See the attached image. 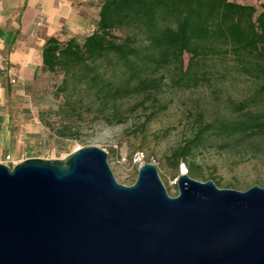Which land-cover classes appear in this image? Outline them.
I'll return each mask as SVG.
<instances>
[{
	"label": "water",
	"instance_id": "1",
	"mask_svg": "<svg viewBox=\"0 0 264 264\" xmlns=\"http://www.w3.org/2000/svg\"><path fill=\"white\" fill-rule=\"evenodd\" d=\"M157 166L119 182L97 145L0 162V264H264V187L221 188Z\"/></svg>",
	"mask_w": 264,
	"mask_h": 264
},
{
	"label": "trees",
	"instance_id": "2",
	"mask_svg": "<svg viewBox=\"0 0 264 264\" xmlns=\"http://www.w3.org/2000/svg\"><path fill=\"white\" fill-rule=\"evenodd\" d=\"M165 69L187 88L251 83L238 97L230 88L226 112L169 157L177 173L185 163L187 174L203 176L195 151L211 135L264 150V2L100 0L93 30L46 39L33 81L40 71L61 72L60 93L78 112L85 95L103 105L139 95L144 101L161 87Z\"/></svg>",
	"mask_w": 264,
	"mask_h": 264
},
{
	"label": "rangeland",
	"instance_id": "3",
	"mask_svg": "<svg viewBox=\"0 0 264 264\" xmlns=\"http://www.w3.org/2000/svg\"><path fill=\"white\" fill-rule=\"evenodd\" d=\"M160 73L166 79L144 101L139 95L103 105L85 95L78 112L67 106L66 94L60 93L61 72L40 71L36 81L13 84V96L6 103L13 143L11 150L0 149V162L7 154L16 163L29 158L59 159L83 146L97 145L108 151L119 182L131 185L136 181L140 163L135 162V156L140 153L145 163L156 160L169 194L178 195L180 169L177 173L169 157L193 139L201 124L226 112L231 87L220 83L187 88L174 84L167 69ZM237 84L230 89L236 97L251 83L239 80ZM195 152L203 176L191 177L200 181L213 178L221 188L264 187L263 148L211 135L198 144Z\"/></svg>",
	"mask_w": 264,
	"mask_h": 264
},
{
	"label": "crops",
	"instance_id": "4",
	"mask_svg": "<svg viewBox=\"0 0 264 264\" xmlns=\"http://www.w3.org/2000/svg\"><path fill=\"white\" fill-rule=\"evenodd\" d=\"M99 3L100 0H0V149L11 150L13 143L6 108L13 96L10 89L13 84L5 66L17 74L16 85L33 82L35 71L42 64L46 39L51 36L67 39L90 28L93 30Z\"/></svg>",
	"mask_w": 264,
	"mask_h": 264
},
{
	"label": "built area",
	"instance_id": "5",
	"mask_svg": "<svg viewBox=\"0 0 264 264\" xmlns=\"http://www.w3.org/2000/svg\"><path fill=\"white\" fill-rule=\"evenodd\" d=\"M5 72L8 74V76L10 77V80L12 83H17L18 82V76L17 74H15L12 71V68L9 66H5ZM135 162L140 163V166L145 164V161L143 160V155H141L140 153H137V155L135 156ZM3 163H6L8 165H15L16 162L14 161V159L12 158L11 154H7ZM148 163H156V160L154 158H152ZM180 173L181 174H187L188 173V167L185 163H181L180 164Z\"/></svg>",
	"mask_w": 264,
	"mask_h": 264
}]
</instances>
